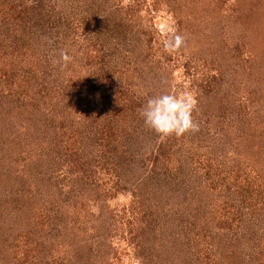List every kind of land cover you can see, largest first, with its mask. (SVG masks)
Listing matches in <instances>:
<instances>
[{
    "label": "rangeland",
    "instance_id": "obj_1",
    "mask_svg": "<svg viewBox=\"0 0 264 264\" xmlns=\"http://www.w3.org/2000/svg\"><path fill=\"white\" fill-rule=\"evenodd\" d=\"M0 264H264V0H0Z\"/></svg>",
    "mask_w": 264,
    "mask_h": 264
},
{
    "label": "clouds",
    "instance_id": "obj_2",
    "mask_svg": "<svg viewBox=\"0 0 264 264\" xmlns=\"http://www.w3.org/2000/svg\"><path fill=\"white\" fill-rule=\"evenodd\" d=\"M185 37L179 34L173 41L166 42V48L177 49ZM61 58L68 61L66 53ZM197 100L189 91L176 92L168 90L149 97L142 106L141 116L144 124L161 136H181L188 131H195L198 125L193 120Z\"/></svg>",
    "mask_w": 264,
    "mask_h": 264
},
{
    "label": "trees",
    "instance_id": "obj_3",
    "mask_svg": "<svg viewBox=\"0 0 264 264\" xmlns=\"http://www.w3.org/2000/svg\"><path fill=\"white\" fill-rule=\"evenodd\" d=\"M99 7H101V6H99ZM113 14H114V13H113ZM231 14H234L233 11H232V12H229V14H226V15H227L228 17H232ZM114 15H115V14H114ZM188 18H189V16L186 14V15H185V19L187 20ZM146 213H147L148 218L152 220V212H151V211L145 212V213L142 214V216H144ZM75 222H76V221H75Z\"/></svg>",
    "mask_w": 264,
    "mask_h": 264
}]
</instances>
